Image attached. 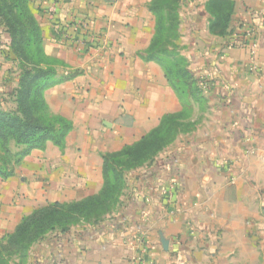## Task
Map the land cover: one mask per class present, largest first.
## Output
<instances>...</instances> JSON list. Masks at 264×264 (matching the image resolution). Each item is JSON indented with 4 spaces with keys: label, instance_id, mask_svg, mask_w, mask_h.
<instances>
[{
    "label": "crops",
    "instance_id": "0c3cea01",
    "mask_svg": "<svg viewBox=\"0 0 264 264\" xmlns=\"http://www.w3.org/2000/svg\"><path fill=\"white\" fill-rule=\"evenodd\" d=\"M152 1L31 0L47 53L68 65L62 72L82 73L46 92L50 110L73 123L65 149L49 142L13 177H0V237L50 202L97 194L104 184L102 155L135 143L165 114L182 109L161 66L141 55L155 32ZM235 2L230 34H211L207 44L212 77L207 108L200 110L205 118L160 154L159 174L175 185L174 210L164 200L143 210L132 197L129 209L142 219L127 210L116 225L83 222L50 233L37 243L33 264H126L139 252L154 264H264V0ZM80 19L99 36L94 45L90 34L71 28ZM250 30L257 48L242 44ZM2 32L0 26V38ZM2 42L1 64L9 51ZM11 91L1 84L0 99Z\"/></svg>",
    "mask_w": 264,
    "mask_h": 264
},
{
    "label": "trees",
    "instance_id": "16d2710c",
    "mask_svg": "<svg viewBox=\"0 0 264 264\" xmlns=\"http://www.w3.org/2000/svg\"><path fill=\"white\" fill-rule=\"evenodd\" d=\"M182 0H153L149 10L155 18V32L149 47L141 54L157 63L174 89L182 109L165 114L159 125L140 140L103 156L102 189L72 202H50L23 216L14 231L0 237V264H27L31 249L50 233L65 232L83 222L98 224L120 205L126 188V174L151 165L156 157L192 131L199 123L196 109L205 110L208 99L204 85L188 67L179 40L182 36ZM235 0H207L210 34H230ZM0 26L9 36V53L17 63L18 82L8 94L12 104L0 99V177L8 180L34 150H44L51 142L62 150L73 123L50 110L46 92L79 76L82 71H64L68 65L47 53L41 25L31 0H0Z\"/></svg>",
    "mask_w": 264,
    "mask_h": 264
},
{
    "label": "rangeland",
    "instance_id": "374dc122",
    "mask_svg": "<svg viewBox=\"0 0 264 264\" xmlns=\"http://www.w3.org/2000/svg\"><path fill=\"white\" fill-rule=\"evenodd\" d=\"M206 0H182L180 13L182 17V25H181V38L179 40L180 44L183 47V53L188 58V67L192 71V73L201 79L206 80L209 83V78L212 77V71L209 70V66L207 65V53L206 48L208 43H213V36L206 32L209 25V14L205 9ZM2 43L6 46L8 45L6 42H9V36L2 32L1 34ZM5 51V50H3ZM8 52H3V55H6L4 59H2V64L0 63V72H4L2 79L0 78V86L3 85V90L13 89L15 83V78H17L18 70L17 63L15 62L14 56L7 55ZM204 58V61L199 63V60ZM200 64V65H199ZM214 66H217L215 63ZM3 66V67H1ZM3 68V69H2ZM202 68V69H200ZM1 74V73H0ZM8 74V75H7ZM211 75V76H210ZM4 78V79H3ZM16 86V85H15ZM209 88H206V91ZM2 99H6L4 104L10 106L12 104L11 98L9 95L2 96ZM197 118L203 122L205 118V113L202 114L200 110L197 111ZM191 132V131H190ZM158 157V158H157ZM156 157L154 162L151 165H146L138 168L137 170H133L126 174V188L124 190V195L121 198V203L118 208L110 215H108L104 221L111 220L113 224L116 225V217L119 220H126L125 215L127 212H131L132 216L134 214L136 217L142 219V212L130 211V199L132 197H138L140 199V203L144 208L148 205L152 204L154 200L161 201L165 203L167 210L170 212L174 210V206L170 207L167 198L164 194V190L169 186H175L174 182L171 178L166 176H161L159 171V160L160 154ZM176 166V162L173 166ZM154 169L155 174H150L149 168ZM174 166V167H175ZM155 168H159L158 170ZM157 175L156 181L151 182L153 179L152 175ZM164 182V184L162 183ZM159 183H162L161 185ZM159 186V187H158ZM175 190V198H176V189ZM156 196V197H155ZM128 210V211H127ZM132 210V209H131ZM119 212L121 214H119ZM128 212V213H129ZM139 214V215H137ZM38 244L35 245L31 249L30 257L27 264H33V259L36 257L35 253L38 254Z\"/></svg>",
    "mask_w": 264,
    "mask_h": 264
},
{
    "label": "built area",
    "instance_id": "2783aa9c",
    "mask_svg": "<svg viewBox=\"0 0 264 264\" xmlns=\"http://www.w3.org/2000/svg\"><path fill=\"white\" fill-rule=\"evenodd\" d=\"M50 14H54L56 12V8L55 6L51 7L49 9ZM71 28L75 31V32H79V30H83L85 32H87L88 34H90V39H89V43L94 45L95 43L98 42L99 40V36L96 35L95 33H92V29H91V25L89 23L88 20L86 19H80L75 21L72 25ZM59 30V29H58ZM62 36L65 39H71V35L68 33V31H64V29L60 28L59 31ZM242 44H246L249 45L252 48H257L258 44L255 41V36H254V31L250 30L248 33H246V35H244V40L242 41ZM204 88H207V84L204 85ZM175 190H174V186H169L164 190V194L167 198L168 203L170 204V207H173L174 202H175ZM126 264H154L151 261H149L146 256L144 255L143 252H139L136 255H134L133 257H130L127 260Z\"/></svg>",
    "mask_w": 264,
    "mask_h": 264
},
{
    "label": "water",
    "instance_id": "95a60500",
    "mask_svg": "<svg viewBox=\"0 0 264 264\" xmlns=\"http://www.w3.org/2000/svg\"><path fill=\"white\" fill-rule=\"evenodd\" d=\"M164 247L167 248L168 247V242L167 241H164Z\"/></svg>",
    "mask_w": 264,
    "mask_h": 264
}]
</instances>
